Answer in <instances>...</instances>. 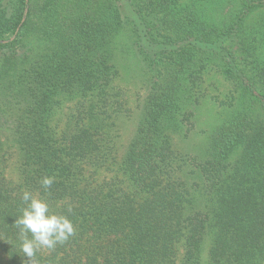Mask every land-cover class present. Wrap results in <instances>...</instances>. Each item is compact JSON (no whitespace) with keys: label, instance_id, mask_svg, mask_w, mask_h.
Masks as SVG:
<instances>
[{"label":"trees","instance_id":"obj_1","mask_svg":"<svg viewBox=\"0 0 264 264\" xmlns=\"http://www.w3.org/2000/svg\"><path fill=\"white\" fill-rule=\"evenodd\" d=\"M204 6L0 0V129L13 142L0 140L1 264H264V0H220L215 14ZM124 29L150 78L144 118L122 151L113 42ZM32 36L37 44L24 49ZM208 67L233 83L239 109L191 160L173 134L182 123L192 130L183 87ZM6 147L17 154V181L1 168ZM45 176L54 178L48 190ZM24 191L75 228L31 259L13 225Z\"/></svg>","mask_w":264,"mask_h":264},{"label":"rangeland","instance_id":"obj_2","mask_svg":"<svg viewBox=\"0 0 264 264\" xmlns=\"http://www.w3.org/2000/svg\"><path fill=\"white\" fill-rule=\"evenodd\" d=\"M193 1L205 4V9L211 14L221 11V8L217 6L220 0H183L185 3ZM41 5L36 2L33 3L35 13ZM34 38L32 36L29 39L28 37L23 39L21 46L27 49L33 44L36 45L37 41ZM11 39V37L8 38V40ZM131 45L132 39L128 30H120L113 42L115 49L113 62L120 69L121 75L116 84L121 90L126 112L117 120L118 125L114 129V138L122 151L135 137L136 131L144 118L146 96L148 95L146 86L150 78L143 66H140L136 55L133 54ZM187 86V89L183 87L182 94L186 98L185 111L193 113L191 118L192 130L187 133L186 129L190 126L182 123L183 129L173 134V144L179 155L184 158L187 156L186 158L192 160L207 155L215 130L232 119L239 109V103L238 94L233 83L215 67L206 68L197 80L196 85L189 84ZM72 108V103H67L63 107V111L58 117L61 128L66 127L65 123L69 119ZM11 138L9 131L0 129V140L3 143L9 142V146H12ZM6 148L8 154L1 168L5 170L10 179L17 181L18 171L15 165L17 154L15 149ZM109 175L111 174H105L104 176L109 177ZM3 257V254L0 253V264Z\"/></svg>","mask_w":264,"mask_h":264},{"label":"clouds","instance_id":"obj_3","mask_svg":"<svg viewBox=\"0 0 264 264\" xmlns=\"http://www.w3.org/2000/svg\"><path fill=\"white\" fill-rule=\"evenodd\" d=\"M54 183L53 177L45 176L41 185L48 190ZM24 207L22 214L15 218L13 225L19 229L21 251L31 259L40 248L54 249L75 234L73 223L65 216L49 211L48 204L24 191L21 197ZM31 233V237L28 236Z\"/></svg>","mask_w":264,"mask_h":264},{"label":"water","instance_id":"obj_4","mask_svg":"<svg viewBox=\"0 0 264 264\" xmlns=\"http://www.w3.org/2000/svg\"><path fill=\"white\" fill-rule=\"evenodd\" d=\"M27 14H28V7H27L26 12H25V18H24V20L26 19ZM12 39H14V38L12 37ZM12 39H11V40H12ZM4 42H7V41H3V42H0V43H4Z\"/></svg>","mask_w":264,"mask_h":264}]
</instances>
